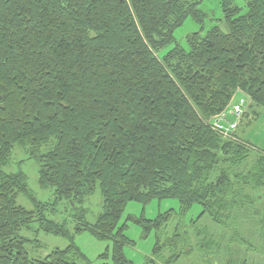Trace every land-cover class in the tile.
Instances as JSON below:
<instances>
[{
	"label": "trees",
	"instance_id": "trees-1",
	"mask_svg": "<svg viewBox=\"0 0 264 264\" xmlns=\"http://www.w3.org/2000/svg\"><path fill=\"white\" fill-rule=\"evenodd\" d=\"M220 1L226 31L220 20L203 29L202 0H0V264H91L74 244L82 232L110 244L101 264H132L119 226L128 203L173 199L182 214L197 204L220 226L251 206L264 162L245 175L250 146L208 123L240 95L264 109V0ZM187 19L200 30L182 47L174 33ZM15 147L38 164L51 202L31 196L22 172L6 171ZM97 189L93 225L83 210L74 233L48 218ZM169 218L130 220L147 234ZM33 224L68 246L29 259L20 234Z\"/></svg>",
	"mask_w": 264,
	"mask_h": 264
},
{
	"label": "rangeland",
	"instance_id": "rangeland-1",
	"mask_svg": "<svg viewBox=\"0 0 264 264\" xmlns=\"http://www.w3.org/2000/svg\"><path fill=\"white\" fill-rule=\"evenodd\" d=\"M233 6L242 7V0H230ZM198 9L206 16L203 29L207 30L216 20H222L220 0H202ZM218 24L226 31L223 23ZM199 24L187 19L182 27L174 33L177 44L185 46L188 35L200 30ZM238 128V127H237ZM237 132V129H236ZM236 134V133H235ZM237 136V135H236ZM254 157L244 161V174L253 164ZM12 163L7 172H22L27 178V185L31 196L38 202L46 203L53 200V191L38 185V164L29 159L28 155L18 147L12 152ZM254 199L250 207L241 214H234L233 219L224 225L214 224L207 215L202 217L200 205L194 204L188 212L180 213L176 200L167 199L152 201L147 205L128 203L119 221V226L125 225L124 235L131 242L123 249L125 258L132 264H264V187L251 191ZM18 205L31 211L32 202L19 196ZM102 199L99 190L85 199L83 205H71V210L65 211V203L55 206V212H47L48 218L56 222H67L68 229L74 233L75 216L83 210L84 222L93 225L101 213ZM74 207V208H73ZM170 211L167 224L158 231L144 233L142 227L134 224L130 219L154 220L158 215ZM21 237L30 241L25 251L29 259H43L55 249L63 250L68 246L65 239L47 235L38 231L37 224H33L29 231H23ZM74 244L91 264H101L99 259L107 248L108 242L95 240L87 232L74 234ZM178 256V258H175ZM175 258V260H174ZM110 263V259L107 260Z\"/></svg>",
	"mask_w": 264,
	"mask_h": 264
},
{
	"label": "crops",
	"instance_id": "crops-1",
	"mask_svg": "<svg viewBox=\"0 0 264 264\" xmlns=\"http://www.w3.org/2000/svg\"><path fill=\"white\" fill-rule=\"evenodd\" d=\"M236 135L251 148L249 159L251 155L254 159L252 160L253 164L250 165V169L247 171L250 172L252 169L254 170L253 167H255L258 160L264 162V109L250 107L248 104L239 122Z\"/></svg>",
	"mask_w": 264,
	"mask_h": 264
},
{
	"label": "built area",
	"instance_id": "built-area-1",
	"mask_svg": "<svg viewBox=\"0 0 264 264\" xmlns=\"http://www.w3.org/2000/svg\"><path fill=\"white\" fill-rule=\"evenodd\" d=\"M247 104V97L240 95L229 108L208 123L210 129L223 140L248 147L246 143L240 140L235 134Z\"/></svg>",
	"mask_w": 264,
	"mask_h": 264
}]
</instances>
